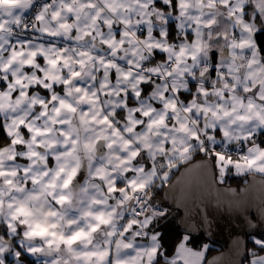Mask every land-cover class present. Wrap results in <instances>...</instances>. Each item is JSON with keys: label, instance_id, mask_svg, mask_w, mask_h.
Instances as JSON below:
<instances>
[{"label": "clouds", "instance_id": "9594fccd", "mask_svg": "<svg viewBox=\"0 0 264 264\" xmlns=\"http://www.w3.org/2000/svg\"><path fill=\"white\" fill-rule=\"evenodd\" d=\"M0 264H264V0H0Z\"/></svg>", "mask_w": 264, "mask_h": 264}, {"label": "water", "instance_id": "95a60500", "mask_svg": "<svg viewBox=\"0 0 264 264\" xmlns=\"http://www.w3.org/2000/svg\"><path fill=\"white\" fill-rule=\"evenodd\" d=\"M199 212V209H197ZM239 217L233 213L229 212H220L217 214L216 224H217V231L215 234V243L221 245H227L230 235L235 233L239 225Z\"/></svg>", "mask_w": 264, "mask_h": 264}, {"label": "trees", "instance_id": "16d2710c", "mask_svg": "<svg viewBox=\"0 0 264 264\" xmlns=\"http://www.w3.org/2000/svg\"><path fill=\"white\" fill-rule=\"evenodd\" d=\"M169 235H170V239L178 238V236H179V230H177V229H170L169 230ZM200 236H202V233L200 234ZM193 239H199V236H197L196 234H194L193 235Z\"/></svg>", "mask_w": 264, "mask_h": 264}, {"label": "snow or ice", "instance_id": "6c2138e0", "mask_svg": "<svg viewBox=\"0 0 264 264\" xmlns=\"http://www.w3.org/2000/svg\"><path fill=\"white\" fill-rule=\"evenodd\" d=\"M72 239H75V237H72Z\"/></svg>", "mask_w": 264, "mask_h": 264}]
</instances>
